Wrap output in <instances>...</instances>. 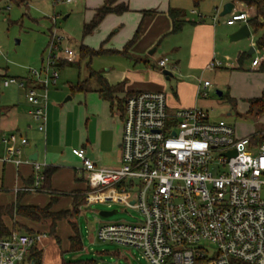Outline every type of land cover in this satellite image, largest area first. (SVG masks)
<instances>
[{"label":"built area","instance_id":"2783aa9c","mask_svg":"<svg viewBox=\"0 0 264 264\" xmlns=\"http://www.w3.org/2000/svg\"><path fill=\"white\" fill-rule=\"evenodd\" d=\"M248 18L233 11L227 24ZM58 47L52 44L43 67L31 71L41 89L18 78L4 81L26 91L40 131L46 129L49 88L59 79L56 66L76 56L66 48L59 57ZM263 61L264 56L255 57L252 67ZM168 63L163 58L159 66L168 70ZM221 65L212 62L207 68ZM200 85L206 96L212 84L200 80ZM122 116L121 166L99 167L84 149L73 150L87 175V204L117 202L142 216L136 223L102 225L98 239L137 248L149 264H264V140L254 144V137L238 138L232 125L210 121L197 107L171 110L164 92L134 93L123 103ZM3 142L8 156L1 160L21 165L15 145L27 139L14 133ZM231 151L236 155L227 156ZM27 162L34 166V182L16 191L41 192L42 165ZM36 239L19 232L0 239V264L23 263Z\"/></svg>","mask_w":264,"mask_h":264},{"label":"rangeland","instance_id":"374dc122","mask_svg":"<svg viewBox=\"0 0 264 264\" xmlns=\"http://www.w3.org/2000/svg\"><path fill=\"white\" fill-rule=\"evenodd\" d=\"M88 1L67 3L53 0H23L22 2L20 0H0V69L3 71L9 69L10 74H19L28 70L31 73L33 69L40 70L43 67V59L47 57L52 44L54 48L56 45L59 46L54 49L59 57L64 56V49L70 48L76 53L74 61L79 64L63 68L57 65L59 79L57 85L51 86L49 90L59 89L71 92V86L75 85L78 80H84L89 76L88 69L98 72L101 76L109 74L110 77H116L118 71L126 68L132 69L135 65L125 56L141 57L144 59L143 64L138 65L137 69L148 66L156 71L165 83L164 92L167 94L169 103L176 100L177 102L186 101L187 104L190 102L186 99L191 97L192 106L203 110L210 121L224 120L233 125L239 136L256 134L254 137L264 139V113L258 115L256 109L253 110L250 104L251 100L264 94V73L251 69L253 59L257 56L262 57L264 52L260 51L261 53L257 52L248 56L250 49L254 47V44L256 45L264 30L258 32L252 30L249 38L231 42L230 35L244 23L238 21L230 26L227 20L231 14L220 16L227 2L235 1L236 10L234 12H239V8L243 7L241 3L244 4V2L240 0H201L196 5L193 0H168L174 5L178 4L180 10L186 13V23L180 32L167 31L156 41L155 47L147 53H141L145 21L149 15L146 12L153 11V14L156 11L149 8L152 0H129L130 6H143L141 11L129 10L131 13L140 15L136 28L130 26L131 19L126 20L123 26L118 19L116 22L122 27L120 32L115 33V29L109 31L102 26L92 35L86 36L84 27L94 17L93 7ZM104 1L96 0L95 3L100 5ZM193 10L203 15V24L214 25L213 19L218 15L216 26L221 29L217 41L218 47L213 49V52H215V62H221L222 65L206 72H203V67L197 66L201 63L198 57L199 46H196L195 53L193 52L194 28L201 24L198 23V16L192 14ZM138 30L139 34L136 37ZM53 35L56 36L54 43ZM130 42H132L131 45L127 47ZM81 45L94 50L103 48L108 52L93 57L91 61L90 59L80 60ZM112 51H117L118 54ZM241 51L244 53V58L241 63H238ZM152 52L154 53L150 56ZM196 55L198 58L196 57L195 62L191 63V59L193 60ZM161 58H168V65L175 67L172 72L173 76L169 79L163 74L164 69L157 68V62ZM60 62L62 64L68 61L61 59ZM148 77L149 74L146 75V78ZM200 80L201 82L208 80L212 84L207 96H196V92H193V89L195 91L198 89ZM94 85H98L96 79L90 83V86ZM182 85L186 91H180L179 87ZM218 91L222 94L219 95ZM2 169L0 166V173ZM89 191L90 187L85 185V190L80 191L76 196L83 195L86 198ZM9 200V192L0 195V201L8 202ZM112 210L120 212L110 217H102L99 214L101 211ZM141 218V214L136 209L128 208L117 202L95 203L83 208L78 218V226L84 242L83 250L66 253L64 257L68 260L95 259L99 264H149L141 250L116 243L102 242L97 238L98 228L103 224L136 223Z\"/></svg>","mask_w":264,"mask_h":264},{"label":"crops","instance_id":"0c3cea01","mask_svg":"<svg viewBox=\"0 0 264 264\" xmlns=\"http://www.w3.org/2000/svg\"><path fill=\"white\" fill-rule=\"evenodd\" d=\"M79 1L82 0H77L75 2ZM95 1L96 0L88 1L89 5L93 7L92 10L94 15L97 9L102 7L105 3L104 1L98 5ZM119 3L128 5L131 11L143 10V6H130L129 0H119L116 5ZM241 4L243 5V7L241 6L239 8L241 12L248 13L249 17L253 15L252 9L246 8L243 3ZM149 8L156 11L153 14H149L146 18L145 31L141 42L142 48H140V51H142L141 53H147L150 49L155 47L156 41L164 33L172 30L173 21L169 16V9L179 8V5H174L172 1L168 2V0H152ZM192 14L198 16V23H201L194 28L195 37L193 41V52L195 53L194 48L199 46V53H197L200 58L199 62L201 63L197 66L203 67V72H206L210 70L207 67L212 62H215V52H213V49H217L218 47L217 41L219 32L221 31V29L216 26L218 19L214 20L216 16L218 18V15L213 19L214 25H211L203 24V15L196 10H193ZM139 18L140 15L129 11L123 14H109L94 32L98 31L102 26L109 31L115 29V33L120 32L122 27L116 22L118 19L122 26L126 20L129 21L131 19L130 26L136 28ZM253 48L255 49L254 52L252 54L248 53V56L254 53L256 54L257 52L261 53V50H259L255 44ZM262 52H264V50ZM153 53L154 52L150 53V56L153 55ZM116 54L118 53L116 52ZM240 55H244V53L241 51ZM196 57L197 55L193 57V60L191 59V63L195 62ZM125 58L134 62L135 65H133L132 69L126 68L122 71H118L116 77H110L109 74L105 76L102 75V78L112 88V95L110 96L114 98L113 102L107 100L102 95L99 81L96 78L90 79V69H88L89 76L87 78L77 81V83L86 81V89L71 90V92H65L59 89L49 90L45 131H40L37 122L33 119L31 114L32 106L27 100L26 91L16 84H11L9 86L4 85V81L8 78L21 79L26 81L28 85L35 86L38 89L42 88L40 83L35 80L30 70L19 74H10L11 72H9V69L6 71L0 69V166L3 168L0 173V195L5 192L10 193V200L8 202L0 201V205L15 203L20 194L23 193V195H21V204L24 206H37L43 208L51 203V212H60L63 210L72 211L74 208L75 193L84 191L85 185L89 186L87 175L82 170V161L73 154L74 149H84L87 157L94 161L99 167L117 168L121 166L120 146L124 128L122 116L123 103L134 93L143 91L164 92L165 85L163 79L156 74L154 69L148 68L146 63L145 65L147 67L143 66L141 69H137L138 65L143 64L144 59L141 57H132L134 58L132 59L130 56H125ZM74 60L71 61L74 65H70L67 62L62 64L59 62V67L76 66L77 62ZM227 60H229L228 57ZM159 61L157 62V68H161L159 66ZM237 61L239 63V58ZM260 66L253 68L251 63V69L253 71L264 73L259 70ZM168 70L174 72L173 70H175V67L168 65ZM147 74H149L148 78H146ZM93 79L97 80L98 85L90 86ZM55 85H57V83L52 86ZM179 89L180 91H186L183 85L179 87ZM200 91H202V88L199 83L198 89L196 91L193 89V92H196V96H200L202 95ZM262 95L263 94H261V96ZM66 97L67 99L65 100ZM186 100L190 103L186 104V101L177 102L176 100L172 103L168 102L169 109L177 110L179 108L196 107L192 106L191 97ZM14 133L21 138H26L28 141L25 145L20 142L15 145L21 150L20 158L23 163L19 166L12 162H3L1 160L8 156V145L3 142V139ZM236 136L238 138H245L254 137L256 134L239 136L236 131ZM35 157L37 158L36 161L31 159ZM27 161L41 164L43 174L49 167L58 168V171L52 176L48 187H43L41 192L16 191L17 187L29 186L35 176L33 164ZM95 203L109 202L101 201ZM93 204H87L85 200V205L80 208L81 210L77 217L71 220L63 219L58 222L55 234L50 233L51 220L34 222L21 216L16 218L18 223L16 232L28 234L34 238L38 237L34 244H36L37 248L42 252V264H63L64 261L68 260L64 255L66 253H74L71 251V238L75 235V232L71 223H75L79 229L78 218L83 208L90 207ZM9 225L13 228L14 222L9 221ZM29 231H34L35 234L32 235ZM52 238H54V240H52ZM81 240L82 246L84 247L82 237ZM21 264L29 263L24 261Z\"/></svg>","mask_w":264,"mask_h":264},{"label":"trees","instance_id":"16d2710c","mask_svg":"<svg viewBox=\"0 0 264 264\" xmlns=\"http://www.w3.org/2000/svg\"><path fill=\"white\" fill-rule=\"evenodd\" d=\"M23 0H20L22 2ZM119 0H105V3L102 7L97 9L96 14L94 15L93 19L90 21V23L86 24L84 27V35H90L92 34L98 26L102 23V21L108 16L109 14H123L124 12L129 11L128 5L124 3H119L116 5V3ZM196 5L199 4L201 0H193ZM241 2H244L246 5V8L252 9L253 15L249 17L247 20V23L249 24L251 30L258 32L260 30H264V0H240ZM235 3V1H233ZM153 11H147V14L152 13ZM169 16L171 17L173 21V28L172 33H178L182 30L184 24L186 23L185 16L186 13L183 10L176 9V8H170L169 9ZM139 34V30L136 33V37ZM133 42V41H132ZM130 42L127 47L131 45ZM256 46L259 50H264V32L263 34L258 38L256 42ZM108 51L104 50L103 48H100L99 50L91 49L85 45H81L79 48L80 53V60L83 59H91L95 56H99L103 53H106ZM111 52V51H110ZM113 53H116L117 51H112ZM244 55L239 56V62L241 63L243 61ZM61 63V62H60ZM59 63V64H60ZM70 65H74L73 62H67ZM58 64V65H59ZM79 63H77L78 65ZM260 71L264 72V61L260 66ZM96 78L99 81L100 87H101V93L102 95L111 102L114 101V98L110 95H112V88L108 85V83L102 78L101 74H99L96 71H93L90 69V79ZM87 87V82H80L76 85L71 86L72 91L76 90H84ZM251 108L253 110L256 109V113L259 115L261 113H264V94L259 98H254L250 101ZM264 139L262 137L259 138H253L254 144H260L263 142ZM58 171L57 167H49L45 170V180L43 182V187H48L49 182L51 181L52 176ZM34 179V178H33ZM32 179V182L29 185H32L34 180ZM82 192V191H81ZM79 192L75 193L74 198V208L72 211L69 210H63L60 212H51V203L47 205L46 207H37V206H24L21 204L22 200V194L17 198V201L12 204L7 205H0V239L5 240L9 239L13 232H16V228L18 227V223L16 221V218L18 216L30 219L34 222H40L41 220H51V234H55L57 224L59 221L63 219L71 220L74 217H77L80 213V208H82L85 205V198L83 195L76 196ZM9 221L14 222L13 228L10 227ZM72 227L74 229L75 235L71 238V251L77 252L82 250V240L80 236L79 229L75 223H71ZM30 234H35L34 231H29ZM28 262L31 264L34 262V264H42V252L37 248L36 244H33V246L30 249L29 255L27 256L25 262ZM63 264H99L97 260L95 259H78V260H66L63 262Z\"/></svg>","mask_w":264,"mask_h":264},{"label":"water","instance_id":"95a60500","mask_svg":"<svg viewBox=\"0 0 264 264\" xmlns=\"http://www.w3.org/2000/svg\"><path fill=\"white\" fill-rule=\"evenodd\" d=\"M236 4L232 1L227 2L224 6H223V10L221 12L220 16H226L231 14L234 10H235ZM252 34L251 28L249 26L248 23H244L237 31H235L234 33H232L229 37L230 41H238V40H243L246 38H249ZM254 48L252 47L249 51V54H252L254 52ZM163 74L166 75L167 79H169L170 77L173 76L172 72L169 70H164ZM219 95H221V92H217ZM227 156H235L236 155V151H231L229 153L226 154ZM32 160H37V158H31ZM120 212L119 210H112V211H101L99 214L102 217H110L116 213ZM31 264H34V262H32Z\"/></svg>","mask_w":264,"mask_h":264}]
</instances>
